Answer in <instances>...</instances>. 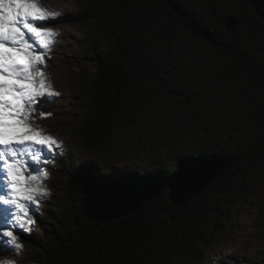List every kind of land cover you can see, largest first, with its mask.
Returning a JSON list of instances; mask_svg holds the SVG:
<instances>
[{
  "label": "trees",
  "instance_id": "1",
  "mask_svg": "<svg viewBox=\"0 0 264 264\" xmlns=\"http://www.w3.org/2000/svg\"><path fill=\"white\" fill-rule=\"evenodd\" d=\"M82 23L96 26L100 36L95 72L77 84L80 107L89 112L73 130L88 149H106L118 118L134 104L136 90L157 76L147 43L159 27L169 35L182 27L207 46L208 57L226 63L223 77L238 85L230 100L244 107L228 145L176 158L165 170L107 175L96 169L100 187H120L129 195L101 201L86 195L72 169L63 194L42 232L31 246L33 264H178L195 263L221 233L228 209L249 191L254 171L264 164V63L235 40L237 29L263 41L264 25L249 4L219 36L195 26L176 0H76ZM233 85V84H231ZM55 112V111H54ZM238 160L222 179L181 208L168 200L169 186L188 172L221 160ZM71 161L69 162V164Z\"/></svg>",
  "mask_w": 264,
  "mask_h": 264
},
{
  "label": "rangeland",
  "instance_id": "2",
  "mask_svg": "<svg viewBox=\"0 0 264 264\" xmlns=\"http://www.w3.org/2000/svg\"><path fill=\"white\" fill-rule=\"evenodd\" d=\"M176 1L185 17L213 36H219L217 20L242 11V0ZM43 2L63 14L57 22L44 25L60 33L46 64L60 96L47 105L53 115L41 119L37 111L35 123L62 140L64 148L48 165L51 196L36 213L31 232L21 233L23 249L17 253L0 242L4 253L0 260L14 259L16 264H33L31 246L44 240L42 228L61 200L70 158L87 159L107 175L163 171L176 158L228 145L245 109L230 100L238 84L234 77L221 75L226 63L211 60L207 46L186 29L173 27L167 36L161 26L147 43L157 76L136 90L135 103L118 118L108 147L86 148L73 136L74 128L89 116L79 105L77 84L95 72L100 36L96 26L82 23L76 0ZM234 40L264 63L258 36L237 29ZM222 226L198 261L178 264H264V164L250 178L249 191L237 196L228 209Z\"/></svg>",
  "mask_w": 264,
  "mask_h": 264
},
{
  "label": "snow or ice",
  "instance_id": "3",
  "mask_svg": "<svg viewBox=\"0 0 264 264\" xmlns=\"http://www.w3.org/2000/svg\"><path fill=\"white\" fill-rule=\"evenodd\" d=\"M257 11L264 15V0ZM62 15L43 0H0V242L17 253L23 249L21 233L31 232L36 213L50 199L48 165L64 148L62 140L35 123L37 111L41 119L53 115L47 105L60 96L46 72L60 33L44 25ZM70 160L90 198L107 201L129 195L120 187L98 186L91 161ZM171 194L179 197V186Z\"/></svg>",
  "mask_w": 264,
  "mask_h": 264
},
{
  "label": "water",
  "instance_id": "4",
  "mask_svg": "<svg viewBox=\"0 0 264 264\" xmlns=\"http://www.w3.org/2000/svg\"><path fill=\"white\" fill-rule=\"evenodd\" d=\"M252 8L253 12L262 21L264 25V15L257 11L260 7V0H245ZM255 3V7L253 4ZM237 25V19L227 17L225 20L226 31H231ZM238 160H221L212 163H207L183 175L178 180L174 181L168 188L167 200L176 207L181 208L190 203L194 198L200 196L206 188L214 181L222 179L228 173L232 166L236 165ZM179 186L181 195L176 197L171 194L175 187Z\"/></svg>",
  "mask_w": 264,
  "mask_h": 264
}]
</instances>
